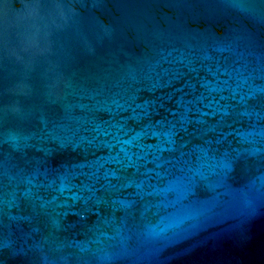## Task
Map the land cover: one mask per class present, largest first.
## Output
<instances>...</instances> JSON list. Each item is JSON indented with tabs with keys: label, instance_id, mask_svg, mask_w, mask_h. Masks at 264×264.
I'll return each instance as SVG.
<instances>
[{
	"label": "water",
	"instance_id": "water-1",
	"mask_svg": "<svg viewBox=\"0 0 264 264\" xmlns=\"http://www.w3.org/2000/svg\"><path fill=\"white\" fill-rule=\"evenodd\" d=\"M0 264H264V0H0Z\"/></svg>",
	"mask_w": 264,
	"mask_h": 264
}]
</instances>
